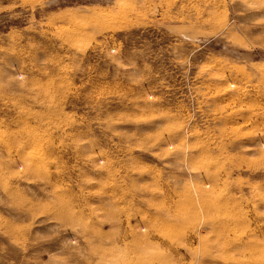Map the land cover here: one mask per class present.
<instances>
[{
    "label": "rangeland",
    "instance_id": "374dc122",
    "mask_svg": "<svg viewBox=\"0 0 264 264\" xmlns=\"http://www.w3.org/2000/svg\"><path fill=\"white\" fill-rule=\"evenodd\" d=\"M0 264H264V0H0Z\"/></svg>",
    "mask_w": 264,
    "mask_h": 264
}]
</instances>
